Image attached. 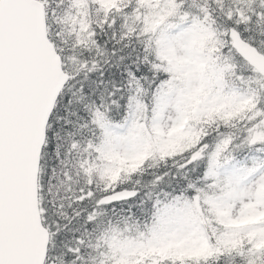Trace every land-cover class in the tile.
<instances>
[{"label": "snow or ice", "instance_id": "6c2138e0", "mask_svg": "<svg viewBox=\"0 0 264 264\" xmlns=\"http://www.w3.org/2000/svg\"><path fill=\"white\" fill-rule=\"evenodd\" d=\"M0 264H264V0H0Z\"/></svg>", "mask_w": 264, "mask_h": 264}]
</instances>
